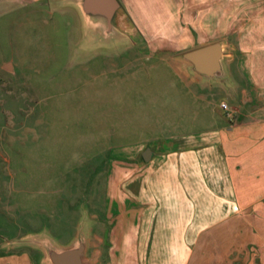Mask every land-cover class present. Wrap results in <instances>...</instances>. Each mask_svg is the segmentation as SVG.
Returning <instances> with one entry per match:
<instances>
[{
  "label": "crops",
  "instance_id": "crops-1",
  "mask_svg": "<svg viewBox=\"0 0 264 264\" xmlns=\"http://www.w3.org/2000/svg\"><path fill=\"white\" fill-rule=\"evenodd\" d=\"M55 1L46 4L53 8ZM119 2L139 31H207L205 41L199 33L184 50L221 41L227 94L216 100L199 76L144 47L150 63L133 53L89 75L86 94L94 97L82 104L94 132L67 154L62 170L55 169L49 133L30 149L21 144V156L45 157L57 173L108 158L112 176L100 214L88 207L83 213L87 264H264V0ZM103 91L127 92L128 100L135 92L147 102L129 104L121 117L100 104ZM123 93L115 98L119 104ZM1 237L0 264H43L34 250L7 247ZM92 239L99 241L94 251Z\"/></svg>",
  "mask_w": 264,
  "mask_h": 264
},
{
  "label": "rangeland",
  "instance_id": "rangeland-1",
  "mask_svg": "<svg viewBox=\"0 0 264 264\" xmlns=\"http://www.w3.org/2000/svg\"><path fill=\"white\" fill-rule=\"evenodd\" d=\"M46 1L0 0V233L7 247L32 249L43 264L42 243L68 245L84 231L87 207L90 214H100L106 180L112 176L106 174L108 158L104 156L67 172L56 171L63 169L70 158L67 154H75L81 142L93 135L91 118H86L82 104L85 96H93V92L86 94L89 75L111 68L114 61L120 63V57L130 58L133 53L146 65L154 59L144 60L149 50L156 58L179 63L196 78L179 55L184 48L196 45L197 34L203 33L200 39L205 41L207 32L161 29L148 33L133 29L124 14L108 33L104 23L81 16L77 0H56L53 8ZM87 39L97 46H90ZM122 41L124 45L134 41V48L125 51ZM203 82L216 100L228 92L217 79ZM120 93L103 91L100 104L117 108L121 117L129 104L135 109L145 107L147 101L135 92L129 94V100L127 92L123 93L119 104L115 98ZM97 105L93 103L92 108ZM48 133V145L56 151L52 158L60 166L55 164L56 170L45 157L21 156L22 146L30 149L44 142ZM98 242L92 239V251ZM91 258H95L93 254Z\"/></svg>",
  "mask_w": 264,
  "mask_h": 264
},
{
  "label": "water",
  "instance_id": "water-1",
  "mask_svg": "<svg viewBox=\"0 0 264 264\" xmlns=\"http://www.w3.org/2000/svg\"><path fill=\"white\" fill-rule=\"evenodd\" d=\"M77 1V10L81 16L86 17L94 23H104L108 33L116 28L119 17L124 15L119 0ZM223 54L222 42L214 41L183 51L179 56L181 60L189 64L191 70L201 79H217L224 83ZM146 151L148 153L149 149ZM143 158L148 160L150 154L148 155L144 152ZM84 234V231L81 230L71 243L62 247L42 243L46 264H87L84 254L86 249Z\"/></svg>",
  "mask_w": 264,
  "mask_h": 264
},
{
  "label": "built area",
  "instance_id": "built-area-1",
  "mask_svg": "<svg viewBox=\"0 0 264 264\" xmlns=\"http://www.w3.org/2000/svg\"><path fill=\"white\" fill-rule=\"evenodd\" d=\"M219 107L227 114V115H230L231 112H230V109L228 107V105L225 103V102H220L219 103Z\"/></svg>",
  "mask_w": 264,
  "mask_h": 264
}]
</instances>
